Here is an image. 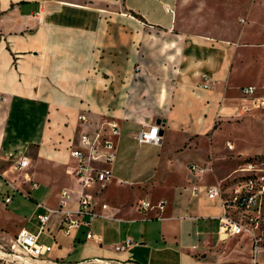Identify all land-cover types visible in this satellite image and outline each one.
I'll return each mask as SVG.
<instances>
[{
    "label": "crops",
    "instance_id": "0c3cea01",
    "mask_svg": "<svg viewBox=\"0 0 264 264\" xmlns=\"http://www.w3.org/2000/svg\"><path fill=\"white\" fill-rule=\"evenodd\" d=\"M236 37L205 0H0V229H15L0 240L38 233L37 217L10 209L9 190L42 200L44 213L58 207L63 189L77 187L70 146L85 112L96 122L113 118L121 130L114 178L98 196L109 205L94 225L103 243L87 241L85 227L65 236L55 214L41 236L53 245L52 264L249 263L245 237L219 240L218 203L180 190L196 163L207 169L200 179L207 184L213 140L243 114L238 76L248 75L252 59ZM158 121L162 146L139 147L138 132ZM141 154L138 175L131 159ZM24 158L29 166L17 170ZM120 180L150 192L171 181L176 188L165 213L143 214L138 203L147 198L135 206L138 191ZM127 240L124 251L115 249ZM233 240L247 258L225 252Z\"/></svg>",
    "mask_w": 264,
    "mask_h": 264
},
{
    "label": "built area",
    "instance_id": "2783aa9c",
    "mask_svg": "<svg viewBox=\"0 0 264 264\" xmlns=\"http://www.w3.org/2000/svg\"><path fill=\"white\" fill-rule=\"evenodd\" d=\"M174 14L172 9L168 10ZM246 105L242 111L247 113L252 109L264 110V90L258 91L255 86L244 87L241 90ZM79 132L70 146V156L76 162L73 176L77 182L75 188H65L60 193L58 207L46 208L44 213L37 215L38 233H32L22 229L14 238L8 249L0 246V264H32L52 263L50 255L53 245L44 244L42 235L48 234V224L55 214L60 215L59 231L65 236H72L81 227L87 228L86 240H93L98 244L103 243L101 235L94 232V225L99 219L105 218L103 212L109 210V205L98 199L105 189L106 183L114 178L113 166L117 161V139L121 135L118 123L113 119L99 122L92 120L87 113H81L78 117ZM161 125H153L142 129L136 135V141L142 145L162 146ZM229 150L234 145L227 143ZM29 166L26 158L16 163L17 170ZM190 171L196 180L191 195L199 199L205 195L212 203H218L222 213L219 217L217 236L225 242L230 238L245 237L250 243V262L247 264H264V160L250 161L244 164L238 171L240 177L230 181H217L208 185L205 189L199 187L201 176L206 168L191 165ZM198 175V179H196ZM121 185L134 186L132 181H118ZM99 185L97 193L93 188ZM36 185H33L35 188ZM14 190H18L14 187ZM6 202L12 200V196H6ZM140 210L147 214L165 213L166 202L152 204L143 201L139 204ZM42 208V205H38ZM131 241L115 247L117 251H124Z\"/></svg>",
    "mask_w": 264,
    "mask_h": 264
},
{
    "label": "rangeland",
    "instance_id": "374dc122",
    "mask_svg": "<svg viewBox=\"0 0 264 264\" xmlns=\"http://www.w3.org/2000/svg\"><path fill=\"white\" fill-rule=\"evenodd\" d=\"M205 1L211 5V8L217 10L222 29L230 28L231 32L234 35H237L236 38L239 44L238 48L240 53H245L248 55L249 59H252L250 61L252 68L248 75L243 76L242 73H240L238 76V86H240V90L244 87L255 86L259 92L263 91L264 0ZM228 142L234 145L233 150L228 149ZM203 147L205 148V145ZM206 147L207 149L205 155L211 150V148L214 150V152L208 154V156L210 159L213 156V159L215 158V162L212 164L213 169L209 172L211 175L210 180L207 181V184H201L200 182L198 184L199 187L205 189L209 184L216 183L217 181L228 182L235 177H240L242 173H238V170L244 164L249 163V159H253L252 161H258L261 158H264V110L252 109L247 113L243 112L242 116H239V118L231 120L228 124L222 126L221 133L213 140V146L211 148L209 145ZM142 159L143 154H141L138 162L136 158L134 159V157L131 159L132 164H137L138 175L142 172ZM196 165L201 167L200 164L196 163ZM189 172L192 181L180 187V190L185 195H190L193 185L196 184V180L193 179L194 175L190 171V168ZM195 177L198 179V175ZM138 181H140V177H137L135 180V182ZM169 183L170 184L168 186H160L157 191L152 190L151 192L149 191V185L145 186L143 183H136L138 185L134 187L138 192H136V195L134 196L133 204L136 206V203H138L142 195L143 198H147V200L152 204L166 202V206H169L172 193L176 188V186H174V181ZM9 195L12 196L13 199V204L10 206V209L12 210L14 206H19V209L15 212L19 218H36L38 214L43 212L42 209L38 208V205H42L44 203L37 197H33V199H31L29 195H24L13 190H9ZM142 200L143 199H141L140 203H142ZM7 227L8 229H0V234L4 233L5 235H11L15 230L11 229V225ZM213 229L215 230L217 228L214 227ZM8 244V242L0 240V246L3 245L6 249L10 246ZM235 244L236 240H233L231 245L228 246L229 248L226 246L225 252L228 254L232 252V258H241V254H244V257L247 258V249H242L243 244L239 245L238 248H234ZM100 262L101 263L95 261L81 264H135L120 263L116 261ZM31 263L35 264L33 262ZM53 263L60 264L56 262Z\"/></svg>",
    "mask_w": 264,
    "mask_h": 264
},
{
    "label": "bare ground",
    "instance_id": "6f19581e",
    "mask_svg": "<svg viewBox=\"0 0 264 264\" xmlns=\"http://www.w3.org/2000/svg\"><path fill=\"white\" fill-rule=\"evenodd\" d=\"M99 262V261H98ZM99 263H101V262H99ZM35 264H42V263H35ZM44 264H49V263H44ZM52 264V263H51Z\"/></svg>",
    "mask_w": 264,
    "mask_h": 264
},
{
    "label": "trees",
    "instance_id": "16d2710c",
    "mask_svg": "<svg viewBox=\"0 0 264 264\" xmlns=\"http://www.w3.org/2000/svg\"><path fill=\"white\" fill-rule=\"evenodd\" d=\"M253 160V159H252ZM251 159H249V161H252ZM260 160H264V158H261Z\"/></svg>",
    "mask_w": 264,
    "mask_h": 264
},
{
    "label": "water",
    "instance_id": "95a60500",
    "mask_svg": "<svg viewBox=\"0 0 264 264\" xmlns=\"http://www.w3.org/2000/svg\"><path fill=\"white\" fill-rule=\"evenodd\" d=\"M157 124H160V121H158Z\"/></svg>",
    "mask_w": 264,
    "mask_h": 264
}]
</instances>
